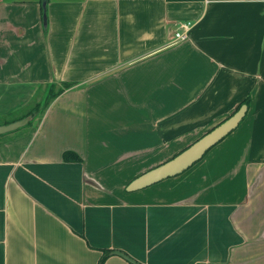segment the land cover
I'll return each instance as SVG.
<instances>
[{"label":"crops","instance_id":"1","mask_svg":"<svg viewBox=\"0 0 264 264\" xmlns=\"http://www.w3.org/2000/svg\"><path fill=\"white\" fill-rule=\"evenodd\" d=\"M46 13L44 27L41 0H0V115L72 84L0 135V264H98L103 251V264H131L113 251L264 264V0H46ZM247 97L194 165L125 189Z\"/></svg>","mask_w":264,"mask_h":264},{"label":"water","instance_id":"2","mask_svg":"<svg viewBox=\"0 0 264 264\" xmlns=\"http://www.w3.org/2000/svg\"><path fill=\"white\" fill-rule=\"evenodd\" d=\"M41 5L43 8L42 22L43 26L46 27V0H42ZM247 109V105L242 104L230 116H228L226 119L214 126L209 131H207L205 134L196 139L190 145L186 146L183 150L175 154L173 157L132 179L126 185L125 189L127 191L138 190L143 187L152 185L156 182H159L163 179L176 176L184 172L185 170L190 168L194 163L199 161L210 148H212L229 133H231L243 120ZM29 120L30 116H27L25 118L15 120L10 123L0 125V135L11 132L24 126ZM113 253L124 258L131 264H140L134 259L124 254L123 252L113 251Z\"/></svg>","mask_w":264,"mask_h":264},{"label":"trees","instance_id":"3","mask_svg":"<svg viewBox=\"0 0 264 264\" xmlns=\"http://www.w3.org/2000/svg\"><path fill=\"white\" fill-rule=\"evenodd\" d=\"M42 1V0H41ZM41 11H42V13H43V8H42V5H41ZM62 85H63V87H61V88H59L58 90H54V88H55V85L54 84H49L48 86H47V91H46V95H45V98H44V100H43V103L42 104H39V103H37V104H35V106H34V108L33 109H30L29 111H26V112H24V114H22L21 116H19V117H16V118H11V119H7V120H5L4 122H2V124H7V123H10V122H12V121H15V120H19V119H22V118H25V117H27V116H30V120L27 122V124H30L31 122H32V120L34 119V116L39 112V110L40 109H42L43 107H46L48 104H49V102L54 98V97H56L57 95H59L61 92H63V90L65 89V88H67V87H69V86H71L72 84L71 83H62ZM242 104H246L247 105V107H249V104H250V98H244L243 100H241L238 104H237V106H236V108H235V110H234V112L242 105ZM209 131V130H208ZM185 148V147H184ZM183 148V149H184ZM182 149V150H183ZM211 149V148H210ZM181 151V150H180ZM179 151V152H180ZM209 151V150H208ZM207 151V152H208ZM206 152V153H207ZM206 153L204 154V156L206 155ZM65 154V159L67 158V156L68 155H71V156H73L75 159H76V161L77 160H79V158H78V156L77 155H75V154H72L71 152H65L64 153ZM177 154V153H176ZM173 157V156H172ZM71 158V157H70ZM195 164V163H194ZM193 164V165H194ZM186 171V170H185ZM108 255H109V251H103V254H102V256H101V258L99 259V262H98V264H103L104 263V261L106 260V258L108 257Z\"/></svg>","mask_w":264,"mask_h":264},{"label":"rangeland","instance_id":"4","mask_svg":"<svg viewBox=\"0 0 264 264\" xmlns=\"http://www.w3.org/2000/svg\"><path fill=\"white\" fill-rule=\"evenodd\" d=\"M178 30H179V29H177V31H178ZM61 87H63L62 84H61L59 87H58V86H55L54 90H58V89L61 88ZM43 92H44V89H43ZM41 95H42L41 93L36 94V96H39L37 99H36V98H32L31 100H29L28 102H26L24 105L18 106V107L16 108V110H14V111H12V112H9V113H6V114H1V115H0V125L2 124V122H4V121L7 120V119L9 120V119H11V118L19 117V116H21L22 114H24V112L29 111L30 109H33L34 106H35V104H37V103L42 104V103H43V100H44L45 97H44V98H43V97L41 98ZM54 98H55V97H54ZM54 98H53V99H54ZM242 100H243V99H242ZM252 101H253V100H250V104H249V106H250V105L252 106ZM50 102H51V101H50ZM50 102H49V103H50ZM47 106H48V105H47ZM236 106H237V105H236ZM236 106H235V108H236ZM43 108H44V107H43ZM256 108H257V105H256ZM40 110H41V109H40ZM234 110H235V109H234ZM234 110H233V112H234ZM40 112H41V111H40ZM233 112H232V113H233ZM232 113H231V114H232ZM231 114H230V115H231ZM36 115H37V114H36ZM38 115H39V114H38ZM38 115H37V116H38ZM230 115H229V116H230ZM35 117H36V116H34V118H35ZM227 117H228V116H227ZM227 117H226V118H227ZM226 118H224V119H226ZM224 119H223V120H224ZM33 120H34V119H33ZM33 120H32V122H33ZM223 120H222V121H223ZM222 121H220V122H222ZM32 122H31V123H32ZM220 122H218L217 124H219ZM31 123H30V124H31ZM217 124H216V125H217ZM28 125H29V124H28ZM216 125H215V126H216ZM213 127H214V126H213ZM213 127H212V128H213ZM212 128H210V129H212ZM210 129H209V130H210ZM207 131H208V130L204 131L203 134H205ZM203 134H202V135H203ZM202 135H201V136H202ZM201 136H200V137H201ZM197 139H198V138H197ZM183 148H184V147H182V148H181V147H178L176 153H178V152H179L180 150H182ZM209 150H210V149H209Z\"/></svg>","mask_w":264,"mask_h":264},{"label":"built area","instance_id":"5","mask_svg":"<svg viewBox=\"0 0 264 264\" xmlns=\"http://www.w3.org/2000/svg\"><path fill=\"white\" fill-rule=\"evenodd\" d=\"M189 24L187 23H181L178 26V31L175 32V41H183L187 38V33L189 31Z\"/></svg>","mask_w":264,"mask_h":264}]
</instances>
